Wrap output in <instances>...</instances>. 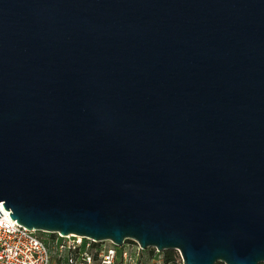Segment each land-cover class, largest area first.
Here are the masks:
<instances>
[{
	"label": "water",
	"instance_id": "95a60500",
	"mask_svg": "<svg viewBox=\"0 0 264 264\" xmlns=\"http://www.w3.org/2000/svg\"><path fill=\"white\" fill-rule=\"evenodd\" d=\"M0 202L27 229L264 263V0H0Z\"/></svg>",
	"mask_w": 264,
	"mask_h": 264
},
{
	"label": "built area",
	"instance_id": "2783aa9c",
	"mask_svg": "<svg viewBox=\"0 0 264 264\" xmlns=\"http://www.w3.org/2000/svg\"><path fill=\"white\" fill-rule=\"evenodd\" d=\"M9 212L0 202V264H139L146 250L132 240L116 246L110 241L58 232H48L50 237L45 240L39 236L44 231L25 228L11 219ZM152 249L144 264L159 263V251Z\"/></svg>",
	"mask_w": 264,
	"mask_h": 264
},
{
	"label": "trees",
	"instance_id": "16d2710c",
	"mask_svg": "<svg viewBox=\"0 0 264 264\" xmlns=\"http://www.w3.org/2000/svg\"><path fill=\"white\" fill-rule=\"evenodd\" d=\"M145 251L149 252L150 254L153 253L152 248L146 249ZM161 253H162V256L159 257L160 261L158 264H182L181 260L177 256L175 250L167 249V250H163ZM215 264H224V263L216 262ZM259 264H264V263H259Z\"/></svg>",
	"mask_w": 264,
	"mask_h": 264
},
{
	"label": "rangeland",
	"instance_id": "374dc122",
	"mask_svg": "<svg viewBox=\"0 0 264 264\" xmlns=\"http://www.w3.org/2000/svg\"><path fill=\"white\" fill-rule=\"evenodd\" d=\"M39 236H40L41 238L45 239V240H48L49 237H50V234H48V232H39ZM126 241H130V240H126ZM148 249H150V248H148ZM173 250H175V249H173ZM159 252H160V253L157 254V257H158V258L162 256V253H161L162 251H159ZM175 252H176L178 258H179V259L181 260V262H182V259H181V256H180L178 250H175ZM150 256H151V254H150L149 252L145 251L144 254H143V258L139 261V264H144L145 261H147V260L150 258ZM54 258H55V257L53 256V259H54ZM117 261L120 262L119 258L117 259ZM117 264H124V263L121 261L120 263H117Z\"/></svg>",
	"mask_w": 264,
	"mask_h": 264
}]
</instances>
